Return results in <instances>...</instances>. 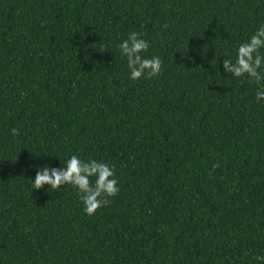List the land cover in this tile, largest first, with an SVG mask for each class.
Masks as SVG:
<instances>
[{"label":"trees","instance_id":"1","mask_svg":"<svg viewBox=\"0 0 264 264\" xmlns=\"http://www.w3.org/2000/svg\"><path fill=\"white\" fill-rule=\"evenodd\" d=\"M261 24L264 0H0V264H264V101L223 68ZM132 32L157 77L129 79ZM72 155L115 170L93 215L33 188Z\"/></svg>","mask_w":264,"mask_h":264},{"label":"clouds","instance_id":"2","mask_svg":"<svg viewBox=\"0 0 264 264\" xmlns=\"http://www.w3.org/2000/svg\"><path fill=\"white\" fill-rule=\"evenodd\" d=\"M118 48L122 56L127 58L130 72L129 79L135 81L141 78L157 77L162 71V61L158 56L145 58L142 53L149 49V42L140 37L137 32L129 34ZM264 24H261L253 34L236 49L235 62L224 60L223 68L234 77H247L257 85L256 100L264 101ZM13 136H18L16 128L11 130ZM36 176L32 181L33 188L39 190L44 185L59 189L61 185L71 184L78 190L84 212L93 215L98 209L108 203L106 197H115L120 189L115 178V170L108 163L96 159L82 160L72 155L64 162L62 168H49L48 165L37 167ZM95 183H92V178Z\"/></svg>","mask_w":264,"mask_h":264}]
</instances>
